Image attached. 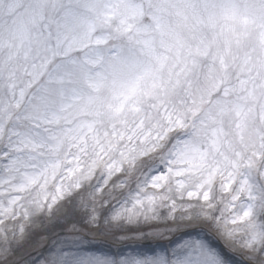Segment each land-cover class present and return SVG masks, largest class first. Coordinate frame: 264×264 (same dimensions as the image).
<instances>
[{
	"label": "snow or ice",
	"instance_id": "1",
	"mask_svg": "<svg viewBox=\"0 0 264 264\" xmlns=\"http://www.w3.org/2000/svg\"><path fill=\"white\" fill-rule=\"evenodd\" d=\"M60 205L23 264H264V0H0V264Z\"/></svg>",
	"mask_w": 264,
	"mask_h": 264
},
{
	"label": "rangeland",
	"instance_id": "2",
	"mask_svg": "<svg viewBox=\"0 0 264 264\" xmlns=\"http://www.w3.org/2000/svg\"><path fill=\"white\" fill-rule=\"evenodd\" d=\"M66 212V206H54L50 216L45 215L35 218L30 227V235L28 239L23 242L22 246L16 247L15 252L9 256V261H15L17 264H23L31 253L38 250L40 245L46 242L48 237L55 232L68 228L70 225L63 222V217ZM93 234L95 235L96 233L93 232ZM212 234L217 237L216 242L218 246L232 258L233 264H247L248 253L242 252L239 247L233 246L230 241L220 237L218 233L213 232ZM98 238L101 240H112L111 236H99ZM127 242L129 241H115L116 244Z\"/></svg>",
	"mask_w": 264,
	"mask_h": 264
}]
</instances>
